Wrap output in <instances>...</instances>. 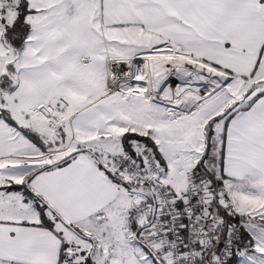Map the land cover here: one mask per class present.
Returning <instances> with one entry per match:
<instances>
[{"label":"snow or ice","instance_id":"1","mask_svg":"<svg viewBox=\"0 0 264 264\" xmlns=\"http://www.w3.org/2000/svg\"><path fill=\"white\" fill-rule=\"evenodd\" d=\"M0 264H264V0H0Z\"/></svg>","mask_w":264,"mask_h":264}]
</instances>
